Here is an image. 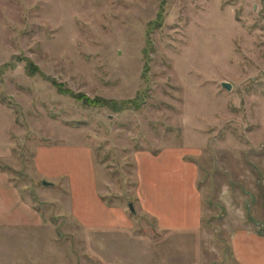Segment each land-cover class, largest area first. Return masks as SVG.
Returning a JSON list of instances; mask_svg holds the SVG:
<instances>
[{"label": "rangeland", "instance_id": "obj_1", "mask_svg": "<svg viewBox=\"0 0 264 264\" xmlns=\"http://www.w3.org/2000/svg\"><path fill=\"white\" fill-rule=\"evenodd\" d=\"M62 145L85 176L73 148L92 151L126 229L70 214L68 186L35 166ZM5 146L0 169L40 223L0 227V264H231L232 229L264 232V0H0ZM165 149L196 169V232L161 233L141 211L136 155Z\"/></svg>", "mask_w": 264, "mask_h": 264}, {"label": "crops", "instance_id": "obj_2", "mask_svg": "<svg viewBox=\"0 0 264 264\" xmlns=\"http://www.w3.org/2000/svg\"><path fill=\"white\" fill-rule=\"evenodd\" d=\"M39 150L51 158H43L49 163L46 167L40 166L42 160L37 164L41 157L35 158L38 172L52 185L61 179L62 185L68 186L72 197L69 212L81 227L108 231L129 226L123 212L108 206L102 198L96 185L90 149L73 148L77 158L83 154L89 160L91 171L86 176L82 169L71 170L69 165L66 166V146ZM6 157L8 149L5 146L0 149V160ZM136 167L141 181L137 189L139 205L141 211L155 222L157 230L161 233L198 231L202 201L197 190L196 169L184 163L183 153L176 149H165L156 155L139 153ZM120 219L124 221L120 222ZM254 221L260 223L254 219L251 222ZM39 223L38 213L24 201L8 174L0 169V227H34ZM229 246L231 264H264V232L252 224L232 229Z\"/></svg>", "mask_w": 264, "mask_h": 264}, {"label": "water", "instance_id": "obj_3", "mask_svg": "<svg viewBox=\"0 0 264 264\" xmlns=\"http://www.w3.org/2000/svg\"><path fill=\"white\" fill-rule=\"evenodd\" d=\"M221 87L223 88V89H225L226 91H229L230 90V85H228V84H226V83H221ZM50 184H48V183H43V186H49ZM128 207H129V210L132 212V213H134V208H133V206H132V204H129L128 205Z\"/></svg>", "mask_w": 264, "mask_h": 264}, {"label": "trees", "instance_id": "obj_4", "mask_svg": "<svg viewBox=\"0 0 264 264\" xmlns=\"http://www.w3.org/2000/svg\"><path fill=\"white\" fill-rule=\"evenodd\" d=\"M82 100H84V102H87L86 99H82ZM100 102H101V101H100ZM130 103H132V101H129V102H121V103H120V107H121V108H124V107L128 106ZM110 104H112V106H114V107L116 106L115 103H109V105H110Z\"/></svg>", "mask_w": 264, "mask_h": 264}]
</instances>
